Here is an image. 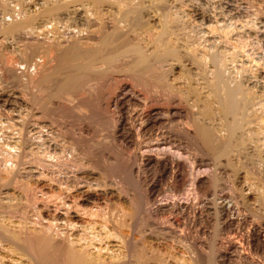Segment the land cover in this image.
<instances>
[{
  "label": "rangeland",
  "instance_id": "rangeland-1",
  "mask_svg": "<svg viewBox=\"0 0 264 264\" xmlns=\"http://www.w3.org/2000/svg\"><path fill=\"white\" fill-rule=\"evenodd\" d=\"M102 1V4L104 5L106 0ZM114 1L115 0H110V3ZM145 1L149 2L152 0ZM166 1L168 2V5L165 4ZM173 1L174 0H160V2H162V5L164 3V7L161 5V3L159 4V0H155L154 4L153 1L152 3H150L156 5V7L158 8L159 6H162L161 8L163 9L160 10L159 8V10H165L163 12L165 18L167 15H169L168 17H172L173 14L175 15L173 19H167V23H170V21H172L170 25H173L174 21L177 24H174L175 26L173 25V27L169 26V24L166 23L170 28L173 27L174 29H171L173 31L172 33L174 34L168 35V38L165 36L166 39H171L170 41L173 43L177 38L174 35L176 34V36H178L177 34L180 33V36L178 37L181 39V41H179V43L184 42V46H187L188 49H193L191 52L195 53L196 55L193 54V58L190 56V58H178V61L175 60L176 63L174 61H169L170 64L164 63L165 65L162 64L163 67H161V65L160 69L163 70V72H165L167 76L169 74V78L172 77L181 79L183 78V76H185L186 78H183V83L181 80L176 79L179 82L175 81L173 85L174 87H176V89H173L175 90V94H173L171 97H173L174 99L171 98L170 102H167L168 100H164L163 97L157 98L152 93L145 94L133 87V90L136 91V96H129L125 94V87H122L118 89L119 91H117L116 93L114 91V97L117 100L115 101V108H112L111 104H109L108 101L106 102L105 94L98 93L96 95L94 94L95 92L93 93V91L91 92V90H79V92H76L77 94L74 92L75 94L71 93L69 96L68 94H65L66 96H63V94L54 96V87L52 86V84L54 85L53 82L57 80V74L60 78L61 72L57 73L55 76H51V79L44 84L40 83L37 85L35 84V80H33L37 78L38 74L42 76V74L51 72V66L53 65V68L60 62V60L57 59L60 53H56L57 50L55 51V49H58L59 52L61 50V47L63 48L66 44L68 45L69 43L73 42H77L79 44L82 43L79 46H82L83 44L88 45L89 42H92L90 38L95 35V29L98 24L103 22V25L105 23L109 25L111 23L110 20L112 17H114V15V19L116 18V14H111L112 10L106 6L107 2L104 7L103 5H97L101 2V0H97L96 5L98 6V9L93 8L95 10L93 13L91 5H93L94 7V4H86L85 2H81L82 4L80 2H77L80 4H75V2L73 3L71 0H0V217H3L2 219L7 220H4L5 222L0 221V224H4L6 228H10H7L8 230L15 231L16 229H18V232H21V230L23 231L25 229L26 224L28 226H26L27 228L32 227L33 229H35L33 226L38 225L39 229H45L49 227L46 230L43 229L45 231V234L47 233L48 237L51 236L52 238L49 237L50 239L58 237L59 239H57L59 240V242L65 238V235L70 234V236H72L71 234L76 235L79 233L81 235L78 236L82 237L84 234L85 236H83V238L86 237V239H91L90 242H92V240L94 241L93 237H97L95 238L96 240L100 239V242L101 238H99V236H102L103 233L101 235V232H99L100 228L97 230V227H94V222L98 223L99 220V222L102 221L100 222L102 224L99 226L104 227H101V229L103 228L108 233H106L105 236L103 235L104 238L106 237L105 240L107 239V235L111 238H108L105 243L104 241H101L100 243L103 242V245L98 241L97 242L99 243V245H97L98 243L95 240L94 242L96 245L94 244V242H92V249H90V242L86 240L85 243L84 238L82 244L84 243L85 246L86 244L88 245L85 247V250L87 252H94L93 248L94 246H97L98 248H95L96 250L99 249V254L103 253V250H107L106 252L108 254H110L109 252H111L113 256L118 254L117 256L121 257V261H123L124 264H126V261L128 262V264H131L129 256L132 255L131 253L139 250L142 255L139 259V262L141 261L139 264H141L142 262L144 264L147 262V264H201V259H204L208 256L209 246L212 242V238L214 239L215 243L217 242V251L214 250V254H217L218 260L212 261L213 264H264V239L261 242L256 241L253 238L251 232L253 230H257L259 231L257 233L262 235L264 238V220L260 219V221L259 218L253 219V217L251 216V210L253 211V209H255L256 207L250 193L251 189L253 190V188L256 187L258 183L260 184V182L264 179V168L262 167L263 161L261 160L262 155L260 154L259 150H256L257 148H259L257 146L259 144H262V141H264V0ZM55 2H63L65 8L60 9L59 11L54 13V15L50 14L46 17H38V9L41 10L45 7H49ZM68 2H71L72 4H69ZM79 6L81 8H79ZM165 7L169 8L164 9ZM158 8H155L157 10L155 13H162L158 10ZM170 8L172 10L174 9L173 11L175 12H173L172 15H170V12H172ZM64 10H66V12ZM68 10L70 11V13ZM105 10H107L108 12ZM154 11L155 10H153V12ZM21 13L24 16H22ZM28 13L29 15L31 13L34 15L32 16L33 19H31V21H33L26 26L28 27L30 25L34 29L23 27V29L18 33L16 28L17 24H13L12 26L11 24L9 25V23L18 21L17 18L19 19V17L22 19L23 17L29 16ZM163 13L162 15H154L158 17L161 16L162 18V16H164ZM8 14L11 15V18ZM14 15L16 16L14 17ZM86 15L88 16V18ZM151 15L153 18L152 23L148 22L151 28L149 27V31H147L148 29H146V25L143 29H146V31L148 32H145V35L149 36L150 34V37L152 36L151 34H153L151 33L152 31L156 33V29L154 30L152 25L154 24L153 26L157 28V21L155 20L159 21L158 17V19H156V16H154L152 13L150 14V16ZM91 16H93V18ZM102 18L104 20H102ZM107 18H109L110 20L108 21ZM13 19H15V21ZM162 19L166 21V19ZM11 20L13 21L11 22ZM91 20L93 22V25ZM53 21H56L54 28ZM95 21L101 22H98L96 25ZM153 21H155L156 23H154ZM39 25L41 27L44 25L45 27L43 26L41 28ZM168 26L167 28L170 29ZM118 27L122 30L124 28H122L120 24L118 25ZM177 28L179 30L175 31V29ZM27 29L30 30V33L29 30L27 31ZM57 29L59 31H57ZM35 30H38V32H34ZM91 30L92 33L90 32ZM21 31L22 33L23 31L24 33L25 31H27L26 34L28 35H23L24 33L20 34ZM87 32H89V34ZM31 33L33 35H31ZM140 33V37L138 36V38L143 39L144 35L142 34L144 33V31L142 32L141 30ZM36 35L39 37H37ZM87 35L91 37L86 38L88 37ZM24 36H26V38H24ZM30 36L32 37L30 38ZM56 38H59V40H57L58 42H55L60 48H58V46L56 48V43L53 42L54 40H56ZM179 38L176 39V45L178 40H180ZM211 42H213L214 44ZM54 46L55 49H52L54 48ZM210 48L214 50L216 49L218 52V55H216L217 53H215L217 61L219 60L218 62L216 61L217 63L215 64V68H220L219 66L221 63V67L223 66V69L221 68L222 74L226 78H229L226 79V83L228 85H232V83L230 82L232 79H236L238 81L239 79H250L249 82H252L253 80L252 83L254 84V87H251L250 89L252 91L251 94L255 95L253 96L252 101H255L254 97H257L256 100L258 99V109L256 110V113L253 112V108L250 106L251 100L247 99L243 104L241 102V104L238 105L237 114L234 115L235 117H232V121H239L238 124L242 122L245 127L247 126L245 128L244 126H242V123L241 125L239 124V127L242 126V129L239 128L238 136H240V140H243L241 141L240 145V148L243 151L242 154H244L243 156L247 154V156H249V159L251 157V159L249 160L250 163L249 161H247V156H245V158L242 156L244 160L247 159L244 162L243 159H239V156L242 154L239 153L241 151H239L240 148L238 147V150L236 149L238 152H236L235 155L239 156L237 157V159L234 156L231 157V166H226V168H224L225 166H222L221 159L220 162L218 158L216 159V161L219 162L217 165L216 161L208 156V154L206 155L205 152H202L204 155L200 153L201 150H199L200 148L198 149L199 146H196L198 144L194 145L196 142H194L193 139L189 138L190 141H188V136L184 138L182 134H177V132H174L171 129V127H173L174 125L177 126L178 123L179 125L177 127L181 128L183 126L182 123L185 122L188 118L185 117L187 116L186 114L189 115L190 113H192L193 110L191 109L193 108H195V112L196 108L199 106V104L197 103L196 107L190 106L193 100L192 98H190L189 94H186L184 90L181 89V86L187 83V81L191 84V77H193L195 74V79L198 75L196 71L199 70V65H202V67H200L204 69H202L203 72L201 71V68L198 71H201L199 74L202 77L200 79L199 75L198 79L192 80L193 82L202 80L203 77L206 79L205 75H208L206 74L208 73L207 70H213V66L210 65V63L206 60V57H204L205 60L199 59L200 62L198 61V55H200L201 53L206 54V51H208ZM191 61H197V63H191ZM172 64L175 65L173 66ZM176 64L178 65V67H176ZM193 64H196V67ZM210 66H212V68H210ZM165 68L167 69V72L165 71ZM233 70L235 72H233ZM173 73H177V76H175L176 74ZM179 73L180 77L182 74L186 75H183L181 78H179ZM188 75L191 76L189 77L190 79L188 78ZM121 76L122 74L120 73L111 75L110 78L112 77L113 80H110L112 82H110L109 80V83L107 82L106 84L108 85L111 83L119 82L126 84L128 80L125 77ZM104 79L102 78L101 80L100 78L98 81H96L95 84L98 85L97 89H102L107 86L105 84L106 79ZM185 79L187 81L184 83ZM193 82L191 86L194 89L195 93H198L199 91L198 97L199 95L201 97L204 92V95L206 96V90H204L205 88L202 85L205 81L202 84L200 83L201 81H198V84H196L195 82L193 84ZM246 86L248 87L249 85ZM177 89L179 92H181L178 95H176L177 93H179ZM179 89H181L182 91ZM200 91L203 93H200ZM118 92L122 93V97L118 94ZM143 94H145V98L141 100L144 96ZM174 95H176L175 97H177V99L174 97ZM205 96L201 97V99L208 101L209 98ZM179 97L182 98L183 102H181L184 104L188 111L184 109V106H181L182 103L179 101L181 100ZM245 98H247V96ZM177 100L178 105L180 104V106L177 105ZM190 100L192 101L190 102ZM139 102H141L142 104ZM162 102L165 104L163 105ZM173 102H175L176 104ZM147 105L159 107L163 105L162 107L168 106L172 107L174 110L171 109V112L165 115H150V118L148 117V119L145 120L142 124H138L141 120L139 119L137 113H139V111L142 108H145ZM211 105L213 104H210L209 106L211 107ZM247 106L248 110L246 109ZM238 108H244L247 111L242 109L244 110V113L242 110L239 111ZM184 110H186L187 113H185L186 111ZM190 110L192 112H190ZM114 112L118 114L120 120L119 123L112 128L111 117L115 115ZM240 112L246 114V118L245 116H243L244 114ZM213 113L214 112L211 110V113L209 114V118L212 119L210 123L212 124H210L209 122V124H206H208V127L210 128L214 127L212 129H214L213 132H215L216 126H219L221 127L220 129H222V127L225 125V118L220 117L219 114L216 115L214 113L215 115H213ZM250 113L252 116L254 113L253 121L251 122L249 120V118L251 119L252 117L249 115ZM167 115L169 116L167 117ZM211 115H213V117H211ZM218 116L219 118H217ZM182 117H185V119H183ZM236 117L238 120H236ZM255 117H257V121L261 126H263V128L258 125L257 121H255ZM181 118L183 119V121H181ZM221 119L223 121V125L221 124ZM254 121L256 122V125L259 126V130L262 131V133L259 131L260 135L259 132L257 133L258 130L252 127L255 125V123H253ZM165 122L167 123V125ZM204 122H206V120ZM139 125L141 126L139 127ZM247 128L248 131L253 130L251 136L250 134L248 136V133L250 132L247 131ZM241 130H243L244 133ZM125 131L127 132L126 135L124 133ZM239 132L241 134H239ZM254 132L257 134H254ZM222 133H220V130L218 131V134L214 133L215 137L219 136L217 137V140L219 139L218 141H221L220 139L224 138L225 132L223 131ZM245 133L248 137L244 138L245 140L247 139L246 142L243 139V137H245L243 136V134ZM261 134L263 136H261ZM260 141L261 143H259ZM155 142H163L162 146H160L161 148L154 147ZM189 142H191V144ZM242 142L244 144H242ZM133 145H135L136 147ZM250 145H252L253 147L255 146L254 149L256 151ZM248 152L250 155H248ZM163 153H165V155ZM149 154L153 155V157L156 158L155 160H157V162L163 161L165 163L164 168L160 169L159 166L155 165L152 162L143 161V158L151 156ZM258 155H260V157ZM170 158H173L175 160ZM208 158L210 159V161ZM254 159H256L257 161L260 159V161H253ZM236 160H238L237 162L240 163V165L242 163L244 166L242 165L241 167L236 163ZM252 163L254 166L252 165ZM233 164L235 166H233ZM248 165H250L251 167ZM232 167L235 169L233 170ZM244 167L246 168L245 172L244 170H242V168L245 169ZM236 168H239L238 171L236 170ZM249 169L254 171H251ZM239 170L242 171L240 172ZM238 172L242 173L243 178ZM245 173H247L246 175L249 178L250 176L248 175L250 173L252 177L250 178L251 180H248L249 178L247 179V177H245ZM238 177H241L240 180ZM253 177L257 179L254 181ZM241 179H243V182ZM237 180H239V182ZM252 181L257 183H254ZM250 182L253 183V188L252 183L250 184ZM246 183L248 188L246 186ZM238 184L240 185L238 186ZM230 189L232 191H230ZM237 194L239 197L241 196L243 198H239ZM237 200H239L240 203ZM227 203H232L231 205L233 206ZM249 204L251 206H249ZM215 205L222 206V208L224 206L225 211L223 212L222 209L218 214V212L213 209V206ZM243 205L246 208L243 207ZM64 206L66 210H64ZM233 208L235 211L233 210ZM75 209H78L77 212L79 211L82 213H78V215L80 214L81 216H83L81 217L78 215H72V213L75 214ZM68 210L75 211L70 212ZM87 212L88 214L90 212V216L87 214ZM85 213L87 214L86 216L84 215ZM97 216L102 220L98 219ZM87 217L92 218L87 219ZM89 220L92 221L91 223L94 224L93 226L92 224H89ZM8 223L10 224L7 225ZM30 223L34 225L29 226ZM19 225L21 226L19 227ZM81 225L83 226V230H86L88 232L83 233V230L81 228L79 229ZM85 225H88L89 227L91 225V228H89L90 232L89 230H87L88 228H84ZM97 225L98 224H96V226ZM18 227L22 229L20 230ZM74 227H78L76 228L77 230H74ZM95 228L96 230H94ZM78 229L82 232L80 231L79 233H77ZM248 229H250V231ZM93 232H95V234L97 233V235H93ZM87 233L89 234V236L92 233L93 237L88 236L87 238ZM60 235L63 237H60ZM178 235L182 238H180ZM58 240H56V238L53 239V241L55 242H58ZM228 240L237 241L242 252L246 256L243 255L234 258V253L230 251V247L225 245V242ZM0 244V246H3L2 248L5 249H1L2 252L5 251L3 252L4 254L0 251V259L2 258V261L0 260V264H13L14 262H11L12 257L15 258H13V261H15L16 259L18 260V255H15L17 257L12 256L14 255V253L17 254L15 250L12 251V246H10L8 243L7 245L6 241L1 239ZM108 244L109 246H107ZM101 245L105 248L103 249L101 247L100 250ZM105 245L108 248H106ZM187 245L188 248L186 247ZM6 246L7 248L9 246V248L6 249ZM87 247L89 248L87 249ZM198 248L200 251L197 250ZM109 249H111V251H109ZM191 249H194L195 251L193 250V252ZM197 251L200 253H197ZM107 253L104 252L102 255H106ZM145 253L147 259L146 262H144L146 259H142L145 258ZM9 256H11V258ZM197 256L201 259H196ZM147 257L150 258L149 261ZM174 257L177 263L173 261ZM6 258L7 260L9 259V262L5 260ZM18 261H16L15 264H27L25 263L26 261L22 259V257Z\"/></svg>",
  "mask_w": 264,
  "mask_h": 264
},
{
  "label": "bare ground",
  "instance_id": "bare-ground-1",
  "mask_svg": "<svg viewBox=\"0 0 264 264\" xmlns=\"http://www.w3.org/2000/svg\"><path fill=\"white\" fill-rule=\"evenodd\" d=\"M45 1V0H44ZM70 1V0H69ZM73 3L75 2V4L77 3V2H85L86 4L87 3H91V4H94L95 6L93 7V5H91V4H88V5H91L92 6V9L93 8H97L98 9V6L97 5H103L102 4V0H101V4L99 3V4H97V0H71ZM111 1H113V0H111ZM143 1H145V0H143ZM143 1H141V0H115L114 2H112V3H110V0H106L105 1V4L104 5H106V2H107V7L109 8V9H111L112 10V13L111 14H116V18L114 19V17H115V15H114V17H109V18H111V20L109 19V18H107L108 19V21L110 20V24L109 25H107V23H105L104 25L102 24V23H100V24H98L97 25V23L98 22H101V21H98V22H96L95 21V24L97 25V27H96V29H95V35H93V37H91V36H88V37H86V38H89V37H91L90 39L92 40V42L89 44L88 43V45L86 44H83L82 46H79L80 44H82V43H69L68 45L66 44L63 48L61 47H59L58 46V44L55 42V41H57V40H59V38L57 39L56 38V40H54L53 42H55L56 44H55V46H56V48H57V46H58V48H60L61 50L58 52V49H55V46H54V48H52V49H55V51H56V53H60V55L57 57V59L58 60H60V62L58 63V64H56V66H54L53 68H52V66H51V69L52 70H50L51 72H49V71H47V72H49V73H46V74H42V76H40V74H35V75H37V78L36 79H33V80H35V84H40V83H45V82H47V81H49L50 79H51V76H55L57 73H59V72H61L60 74V78H59V76H58V74H57V76L56 77H58L57 78V80L56 81H54L53 83H54V85L52 84V82H51V84H52V86L54 87V91H53V94H54V96H59L60 94H63V96H66L65 94H68V96L71 94V93H76L77 91L79 92V90L80 91H84V90H91V92L93 91V93L94 94H105L106 95V102L108 101V103L109 104H111V107L112 108H115V101L117 100L114 96H115V94H114V91H115V93L117 92V91H119L118 89H120V88H122V87H125L124 88V90L126 91V95H129V96H136V91L135 90H133V88H136L137 90H139L140 92H143V93H152L155 97H157V98H164V100H168L167 102H170V99L171 98H173V97H171L173 94H175V90H173L174 88L176 89V87H174L173 85H174V83H175V81H177V82H179L178 80H181L182 81V83H183V78H186L185 76H183V75H186V74H182L181 75V77L183 76V78H181L180 77V73L178 74L179 75V78H181V79H178V78H169L168 76H169V74H168V76L166 75V73L165 72H163V70H161L160 69V66L162 65V64H167V63H169V61L171 62V61H174L175 62V60L176 61H178L179 59L178 58H190V57H194V55H196L195 53H193V52H191L192 50L189 48L188 49V47L187 46H184L185 45V43L184 42H180L179 43V41H181V39L178 37V36H180L179 34L180 33H178L177 35L178 36H176V34L174 35L175 37H177V38H179L180 40H178V42H177V45H176V39H175V42H171L170 40H167L166 39V37L168 36V35H173L174 33H172L173 31L171 30V29H173V27L177 24V23H175V21H174V26L173 25H170L171 24V22L172 21H170V23H167V19L168 18H170V19H173V17L175 16L174 14H173V10H172V12H170V15H172L173 14V16L172 17H168L169 15H167L166 16V18H165V15H164V11H160L161 9H163V8H161L163 5H164V3H163V5H162V2H160V0H159V4L161 3V7L159 6V8H160V10H159V8L158 7H156V5H153L154 4V1L155 0H152L153 1V4H151L152 3V1H149V2H143ZM158 1V0H157ZM162 1V0H161ZM175 1V0H174ZM173 1V2H174ZM66 2V1H65ZM151 2V3H150ZM176 2V1H175ZM46 3V2H45ZM69 4L71 3V2H68ZM80 3H77V4H80ZM168 2L166 1V3L165 4H167ZM172 3V2H171ZM72 4V3H71ZM82 4V3H81ZM97 4V5H96ZM155 4H156V2H155ZM158 4V3H157ZM158 4V5H159ZM177 4V3H176ZM46 5V4H45ZM45 5H44V7H45ZM67 5V4H66ZM103 5V6H104ZM157 5V6H158ZM168 5V4H167ZM166 5V6H167ZM170 5V4H169ZM172 5V4H171ZM180 5V4H179ZM3 6V5H2ZM40 6V5H39ZM43 6V5H42ZM68 6H70V5H68ZM81 6V5H80ZM79 6V8H81ZM90 6V7H91ZM165 6V5H164ZM163 6V7H164ZM4 7V6H3ZM78 7V6H77ZM105 7V6H104ZM65 8V5H64V3L63 2H55L53 5H51V6H49V7H45V8H43V9H41V10H39L38 9V17L40 16V17H43V16H48V15H50V14H53L54 15V13H56L57 11H59L60 9H64ZM73 8V7H72ZM75 8V7H74ZM158 8V10L160 11V12H162L163 13V15L164 16H162V18H164V19H166V21L165 20H163L162 18H161V16L160 17H158V16H156L157 14H158V12H157V14L155 13L157 10L156 9ZM169 8V7H168ZM167 7H165L164 9H168ZM174 8V7H173ZM17 9H19V8H17ZM16 9V10H17ZM68 9V8H67ZM101 9V8H100ZM9 10V9H8ZM23 10V9H22ZM104 10V9H103ZM111 10H109V11H111ZM153 10H155L154 12H153ZM181 10V9H180ZM36 11V10H35ZM65 12H66V10H64ZM69 11V10H68ZM94 9L92 10V12L94 13ZM105 11H107V10H105ZM10 12V11H9ZM61 12V11H60ZM81 12V11H80ZM108 12V11H107ZM114 12V13H113ZM166 12H167V10H166ZM16 13H17V11H16ZM24 13H25V11H24ZM63 13V12H62ZM61 13V14H62ZM68 13V12H67ZM69 13H70V11H69ZM72 13V12H71ZM89 13V12H88ZM106 13V12H105ZM156 14V15H154V16H156V19H158L159 18V21L158 20H155V18H154V20L155 21H157V28H155V26H153L151 23H152V15L150 16V14ZM162 13H160V14H158V15H162ZM168 13H169V10H168ZM175 13V12H174ZM22 14V13H21ZM20 14V15H21ZM26 14H27V12H26ZM58 14V13H57ZM75 14V13H74ZM87 14V13H86ZM167 14V13H166ZM8 15H10V14H8ZM12 15H13V13H12ZM28 15H29V13H28ZM34 14H30L29 16H26V17H23L22 19L19 17V19L17 18V20L18 21H16V22H13V23H9V25L11 24V26L13 25V24H17V32L19 33V31L20 30H22L23 29V27L24 28H26L27 26V24H29V23H31L32 21H31V19H33L32 18V16H33ZM84 15H85V13H84ZM102 15V14H101ZM106 15H108V14H106ZM16 15H14V17H15ZM22 16H24L23 14H22ZM21 16V17H22ZM79 16V15H78ZM87 16V15H86ZM94 16V15H93ZM93 16H91L92 18H93ZM6 17H7V15H6ZM14 17H12V18H14ZM50 17H53V16H50ZM56 17V16H55ZM58 17V16H57ZM158 17V18H157ZM10 18H11V15H10ZM9 18V19H10ZM48 18V17H47ZM59 18V17H58ZM77 18V17H76ZM82 18V17H81ZM87 18H88V16H87ZM90 18V17H89ZM99 18V17H98ZM4 19V18H3ZM41 19V18H40ZM46 19V18H45ZM51 19V18H50ZM62 19V18H61ZM83 19V18H82ZM96 19V18H95ZM162 19V20H161ZM169 19V20H170ZM175 19V18H174ZM14 21H15V19H13ZM13 20H11V22L13 21ZM42 20V19H41ZM55 20V19H54ZM102 20H104L103 18H102ZM3 21V20H2ZM5 21V20H4ZM43 21V20H42ZM73 21V20H72ZM89 21V20H88ZM88 21H86V22H88ZM94 21V20H93ZM107 21V20H106ZM155 21H153L154 23H156ZM7 22H8V20H7ZM44 22V21H43ZM49 22V21H48ZM54 22V21H53ZM56 22V21H55ZM55 22H54V26H53V28L55 27ZM60 22H61V20H60ZM69 22V21H68ZM85 22V23H86ZM91 22H92V20H91ZM148 22H151L150 24L152 25V27L154 28V30L156 29V33H154L153 31L151 32V33H153V34H151L152 36L150 37V34H149V36L147 35H145V32H147V31H149V24H148ZM169 22V21H168ZM35 23V22H34ZM33 23V24H34ZM50 23V22H49ZM59 23V22H58ZM57 23V24H58ZM90 23V22H89ZM169 24V26H173V27H169L167 24ZM51 24V23H50ZM53 24V23H52ZM69 24V23H68ZM84 24V23H83ZM94 24V25H95ZM102 24V25H101ZM120 24V26L123 28V30L122 29H119V27H118V25ZM8 25V26H9ZM32 25V24H31ZM61 25V24H60ZM80 25V24H79ZM92 25H93V22H92ZM147 25V28L146 29H148L147 31H146V29L145 30H143L144 29V27ZM40 26V25H39ZM44 26V25H43ZM42 26V27H43ZM50 26V25H49ZM58 26V25H57ZM88 26V25H87ZM167 26L170 28V29H168L167 28ZM178 26V25H177ZM176 26V27H177ZM41 27V26H40ZM41 27V28H42ZM45 27V26H44ZM51 27V26H50ZM49 27V28H50ZM71 27V26H70ZM69 27V28H70ZM80 27V26H79ZM94 27V26H93ZM175 27V28H176ZM27 28H29V29H31V28H33L32 26H28ZM39 28V27H38ZM57 28V27H56ZM68 28V27H67ZM75 28V27H74ZM151 28V27H150ZM29 29H27V31L29 30ZM34 29V28H33ZM32 29V30H33ZM45 29V28H44ZM59 29V28H58ZM57 29V31H59ZM31 30V31H32ZM47 30V29H46ZM56 30V29H55ZM73 30V29H72ZM75 30V29H74ZM87 30V29H86ZM122 30V31H121ZM141 30H142V32L144 31V33L142 34V35H144V38L143 39H141V38H138V36H139V33L141 32ZM174 30V29H173ZM178 31L179 29L177 28V29H175V31ZM181 30V29H180ZM211 30V29H210ZM27 31H25V33H24V31H23V33H22V31H21V33L20 34H23V35H25L26 33H27ZM45 31V30H44ZM50 31V30H49ZM94 31V30H93ZM150 31H151V29H150ZM34 32H38V30L36 31H34ZM33 32V33H34ZM85 32V31H84ZM83 32V33H84ZM91 33H92V30L90 31ZM184 32H186V31H184ZM29 33H30V30H29ZM41 33V32H40ZM50 33V32H49ZM48 33V34H49ZM77 33V32H76ZM88 34H89V32H87ZM148 33V32H147ZM182 33V32H181ZM20 34H18V35H20ZM39 34V33H38ZM81 34V33H80ZM141 34V33H140ZM26 35H28V34H26ZM30 35V34H29ZM31 35H33L32 33H31ZM40 35V34H39ZM58 35V34H57ZM83 35V34H82ZM91 35V34H90ZM37 36V35H36ZM43 36V35H42ZM46 36V35H45ZM166 36V37H165ZM173 36V37H174ZM182 36V35H181ZM204 36V35H203ZM29 37V36H28ZM32 36H30V38H31ZM37 37H39V36H37ZM41 37V36H40ZM60 37V36H59ZM66 37H67V35H66ZM69 37V36H68ZM74 37V36H73ZM140 37V36H139ZM146 37H149V38H146ZM209 37V36H208ZM24 38H26V36H24ZM70 38V37H69ZM80 38V37H79ZM146 38V39H145ZM168 38V37H167ZM182 38V37H181ZM189 38V37H188ZM36 39V38H35ZM38 39H40V38H38ZM67 39V38H66ZM89 39V40H90ZM174 39V38H173ZM172 39V40H173ZM186 39V38H185ZM87 40V39H86ZM232 40V39H231ZM65 41V40H64ZM72 41H73V39H72ZM185 41V40H184ZM58 42V41H57ZM88 42V41H87ZM86 42V43H87ZM25 43V42H24ZM29 43V42H28ZM41 43H42V41H41ZM51 43H52V41H51ZM211 43H213V42H211ZM32 44V43H31ZM45 44V43H44ZM59 44H61V43H59ZM214 44V43H213ZM26 45V44H25ZM30 45V44H29ZM48 46V45H47ZM52 46H53V44H52ZM51 46V47H52ZM84 46V47H83ZM207 48V47H206ZM209 48V47H208ZM204 49V48H203ZM200 50V49H199ZM216 50V49H215ZM214 49H209L208 51H206L207 53L206 54H204V53H201L200 55H198V61H199V59H204V57H206V60L210 63V65H212L213 66V70L212 69H209V70H207L208 71V73H206V74H208V75H205L206 76V79L203 77V81L202 80H198L203 86H204V90H206V93H207V97L209 98V100L208 101H206V100H202L201 99V97H204L205 95H204V93L203 92H201L200 91V93H203V95L200 97V95H199V97H198V93H199V91H198V88H197V91H198V93H195V91H194V89L192 88V86H191V84H192V80L194 79V76H195V74H194V76L193 77H191V76H189L188 75V78L189 77H191L192 79H190L191 80V84L190 83H188V81L185 79V81H184V83L187 81V83H185L183 86H181V89H183L184 90V92L186 93V94H189V96H190V98H192V100H193V102L191 103V105L190 106H193V107H196V103L197 104H199V108H198V111H197V108H196V111L194 112V109L195 108H193V109H191V110H193V112L190 110V112H192V113H190L189 115L188 114H186L187 116H185V117H188L187 119H186V121L185 122H183L182 124H183V126H182V124H181V128H179V127H177L178 125H179V123H178V125L177 126H173V127H171V129L174 131V132H177V134L179 133V134H182L183 136H184V138H186L187 136H188V141H190L189 140V138H191V139H193L194 140V142H196L194 145H196V144H198V145H196V146H199L198 147V149L199 150H201V154H203L202 152H205L206 153V155L208 154V156H210L211 158H213L215 161H216V159L218 158L219 159V161H220V159H221V161H222V166L224 165L225 167L224 168H226V166H231L232 164V159H231V157L232 156H234L236 159H237V157L239 156L238 154V156H236L235 155V153L236 152H238L237 150V148L239 147L240 148V145H241V141H243L242 139L240 140V136H238V130H239V128H241L242 126H244L243 125V123H242V126L241 127H239L240 125H241V123H239L238 124V122L239 121H236L235 122V120L234 121H232V117L234 116V115H236L237 114V107H238V105L239 104H241V102H242V104L247 100V99H250L249 101H250V106L253 108V112L254 113H256V110L258 109V99L256 100V98L257 97H254V99H255V101L253 102L252 101V99H253V96H255V95H252L251 94V87H254V84L252 83L253 82V80H252V82H249V80H246V79H239V81L238 80H236L235 78V80H236V82H235V80H229L231 83H232V85L230 84V85H228L227 83H226V79H229L228 77L226 78L223 74H222V70H221V68L223 67H221V63H220V68H215V64L219 61H217V57H216V55H218V52H217V50L215 51ZM48 51V50H47ZM54 51V50H53ZM205 51V50H204ZM203 52V51H202ZM53 53V52H52ZM215 53H217L216 55H215ZM194 54V55H193ZM199 54V53H198ZM221 54V53H220ZM57 56V55H56ZM190 56V57H189ZM22 57V56H21ZM56 58V57H55ZM234 58V57H233ZM178 59V60H177ZM185 60V59H184ZM197 60V59H196ZM205 60V59H204ZM206 61V62H207ZM217 61V62H216ZM189 62V61H188ZM194 61H191V63H193ZM196 63H197V61H195ZM194 62V63H195ZM200 62V61H199ZM207 62V63H208ZM176 63V62H175ZM24 64V63H23ZM164 64V65H165ZM170 64V63H169ZM177 64H179V63H177ZM176 64V67H178V65ZM26 65V64H25ZM173 65V64H172ZM175 65V64H174ZM173 65V66H174ZM193 65H195V67H196V64H193ZM180 66V65H179ZM202 67V65H199V70H200V68ZM212 66H210V68H212ZM161 67H163V65L161 66ZM197 68H198V64H197ZM204 68H206V67H204ZM164 69V68H163ZM202 69L203 68H201V71H202ZM220 69V70H219ZM223 69V68H222ZM29 70V69H28ZM32 70V69H31ZM37 70V69H36ZM167 69L165 68V71H166ZM171 70V69H170ZM196 70V69H195ZM198 70V69H197ZM198 70V71H199ZM204 70V69H203ZM206 70V69H205ZM212 70V71H211ZM232 70V69H231ZM235 70V69H234ZM233 70V72H235ZM237 70V69H236ZM185 71V70H184ZM184 71H183V73H184ZM187 71V70H186ZM194 71V70H193ZM198 71H196L197 72V76H196V78L194 79V80H196V79H198V76L200 75L199 73L201 72H198ZM211 73H210V72ZM223 71H225V70H223ZM34 72V71H33ZM38 72H40V71H38ZM167 72V71H166ZM170 72V71H169ZM192 72V71H191ZM195 72V73H196ZM203 72V71H202ZM230 72H232V71H230ZM37 73V72H36ZM116 74V73H120V74H122V76L123 77H125L127 80H128V84L126 83V84H124V83H111V84H106L110 79H112L113 80V78L111 77L110 78V76L111 75H113V74ZM187 73V72H186ZM204 73V74H205ZM210 73V74H209ZM226 73V72H225ZM224 73V74H225ZM173 74H176L175 76H177V73H173ZM172 74V75H173ZM204 74H203V76H204ZM227 74V73H226ZM229 75V74H228ZM250 75H253V74H250ZM116 76V75H115ZM118 76V75H117ZM121 76V77H122ZM174 76V75H173ZM207 76H208V79H207ZM227 76V75H226ZM234 76V75H233ZM55 77V78H56ZM114 77V76H113ZM121 77H119V78H121ZM201 75L199 76V78L201 79ZM242 77V76H241ZM247 77V76H246ZM248 77H250V76H248ZM34 78V77H33ZM53 78V77H52ZM101 78V80H102V78L105 80V84L107 85V86H105L104 88H99V89H97L98 87V85L97 84H95L96 83V81H98L99 79ZM187 78V79H188ZM237 78V77H236ZM118 79V78H117ZM176 79H178V80H176ZM205 79V80H204ZM53 80V79H52ZM115 80V79H114ZM125 80V79H124ZM126 81V80H125ZM180 81V82H181ZM198 81L196 82V81H194L196 84H198ZM110 82H112L111 80H110ZM190 82V81H189ZM194 82H193V84H194ZM228 82V81H227ZM234 82V83H233ZM109 83V82H108ZM229 83V82H228ZM247 83V84H246ZM34 84V85H35ZM48 84V83H47ZM99 84V83H98ZM180 84V83H179ZM190 84V85H189ZM195 84V85H196ZM200 84V85H201ZM252 84V85H251ZM50 85V84H49ZM101 85V84H100ZM99 85V86H100ZM201 85V86H202ZM246 85H249L248 87L246 86ZM51 86V85H50ZM177 86V85H176ZM191 86V87H190ZM197 86V85H196ZM196 86H195V89H196ZM199 86V85H198ZM52 87V88H53ZM101 87V86H100ZM133 87V88H132ZM178 87V86H177ZM194 87V86H193ZM181 89H179V90H181ZM252 90H253V88H252ZM177 91H178V89H177ZM182 91V90H181ZM196 91V92H197ZM179 92V91H178ZM254 92V91H253ZM74 93V94H75ZM92 93V94H93ZM124 93V92H123ZM181 92H179V93H177L176 95H178V94H180ZM77 94V93H76ZM91 94V95H92ZM118 94L122 97V93L121 92H118ZM138 94V93H137ZM145 94H143L142 96H143V98L141 99V100H143L144 98H145ZM140 95V94H139ZM138 95V96H139ZM176 95H174V97L176 96ZM184 95V94H183ZM259 95V94H258ZM93 96V95H92ZM205 96V97H206ZM247 96V98H245ZM141 97V96H140ZM139 97V98H140ZM73 98V97H72ZM132 98H134V97H132ZM176 99H177V97H175ZM180 98V97H179ZM189 98V99H190ZM93 99V98H92ZM102 99V98H101ZM118 99H119V97H118ZM155 99V98H154ZM174 99V98H173ZM172 99V100H173ZM181 100H179L180 102L182 101V98H180ZM146 100V99H145ZM156 100V99H155ZM158 100V99H157ZM178 100L176 101V103H177V105H178ZM188 100V99H187ZM192 100H190V102L192 101ZM137 101V100H136ZM162 101V100H161ZM240 101V102H239ZM160 102V101H159ZM164 102V101H163ZM162 102V103H163ZM183 102V101H182ZM181 102V103H182ZM185 102H187V101H185ZM189 102V101H188ZM189 102V103H190ZM209 102H210V104H213V105H211V107L209 106L210 104H209ZM212 102V103H211ZM139 103H141V102H139ZM173 103H175V102H173ZM175 103V104H176ZM142 104V103H141ZM165 103H163V105H164ZM209 104V105H208ZM162 105V106H163ZM245 105V104H244ZM244 105H243V107H244ZM144 106V105H143ZM159 107V106H149V105H147L145 108H142L140 111H139V113H137L138 114V117H139V119L141 120H139L140 122L138 123V124H142L145 120H147L148 119V117L150 116V115H153V114H161V115H165V114H169L171 111V109H173L172 107H168V106H165V107ZM178 106H180V104L178 105ZM181 106H184V104L182 103L181 104ZM241 106V105H240ZM88 107V106H87ZM177 107V106H176ZM175 107V108H176ZM213 107V108H212ZM212 108V109H211ZM241 108V107H240ZM240 108H238L239 109V111L240 110H242V109H244V108H242V109H240ZM248 108V106L246 107V109ZM22 109V108H21ZM178 109V108H177ZM184 109H186V107L184 106ZM174 110V109H173ZM176 110V109H175ZM180 110V109H179ZM183 110V109H182ZM181 110V111H182ZM187 110V109H186ZM186 110H184V111H186ZM211 110L217 115V114H219L220 115V117H224L225 118V125L222 127V129H220L221 127H219V126H216V128H215V132H213L214 131V129H212V128H214V127H212V128H210V127H208V124L211 122V118H209V114L211 113ZM245 110V109H244ZM244 110H242L243 112H244ZM248 110V109H247ZM247 110H245V111H247ZM250 110V109H249ZM115 111V110H114ZM177 111V110H176ZM188 111V110H187ZM187 111L185 112V113H187ZM178 112V111H177ZM243 112H240V113H243ZM115 113V112H114ZM184 113V112H183ZM213 113V115H215ZM245 113V112H244ZM243 113V114H244ZM252 113V112H251ZM251 113L249 114L250 116H252L251 115ZM254 113H253V116H254ZM136 114V113H135ZM248 114V113H247ZM19 115V114H18ZM174 115V114H173ZM175 115H176V113H175ZM174 115V116H175ZM213 115H211V117H213ZM246 114H244L243 116H245ZM111 116V115H110ZM169 115H167V117H168ZM248 116V115H247ZM253 116L251 117V119L249 118V120H250V122L251 121H253ZM165 117V116H164ZM185 117L183 118V119H185ZM216 117V116H215ZM235 117V116H234ZM249 117V116H248ZM112 118V119H111ZM110 119H111V122H112V128L116 125V124H118L119 123V120H120V118H119V116H118V114L117 113H115V115L113 116V117H111ZM150 118V117H149ZM153 118V117H152ZM156 118V117H155ZM162 118V117H161ZM166 118V117H165ZM181 118V119H182ZM217 118H219V116L217 117ZM245 118H246V116H245ZM167 119V118H166ZM183 119L181 120V121H183ZM227 119V120H226ZM256 119V120H255ZM255 121H257V117H255ZM206 120V122H204ZM214 120H215V118H214ZM236 120H238L237 119V117H236ZM149 121V120H148ZM165 121V120H164ZM177 121V120H176ZM179 121V120H178ZM180 121V122H181ZM219 121H220V119H219ZM227 121V122H226ZM244 121H245V119H244ZM253 122V123H255V125H256V122ZM110 122V123H111ZM121 122V121H120ZM172 122V121H171ZM209 122V123H208ZM217 122V121H216ZM258 122V121H257ZM123 123V122H122ZM166 123V122H165ZM206 123H208V124H206ZM223 123V121H222V119H221V124ZM174 124V123H173ZM210 124H212V123H210ZM219 124H220V122H219ZM111 125V124H110ZM166 125H167V123H166ZM172 125V124H171ZM170 125V126H171ZM215 125V124H214ZM214 125H212V126H214ZM218 125V124H217ZM223 125V124H222ZM251 125H252V123H251ZM252 126L254 129L256 128L258 131H257V133L260 131L259 129V126L258 125H260L259 124V122H258V125H256V126ZM130 126V125H129ZM138 126V125H137ZM141 125H139V127H140ZM169 126V127H170ZM221 126V125H220ZM261 126V125H260ZM168 127V126H167ZM245 127V126H244ZM247 127V126H246ZM245 127V128H246ZM262 128H263V126H261ZM252 128V129H253ZM115 129V128H114ZM168 129V128H167ZM242 129V128H241ZM244 129V128H243ZM264 129V128H263ZM220 130V133H222L223 131L225 132V134H224V138L223 139H220L221 141H218L217 140V137H219V136H217L216 134V136L217 137H215L214 136V133H217L218 134V131ZM223 130V131H222ZM217 131V132H216ZM222 131V132H221ZM241 131H243V130H241ZM247 131H248V128H247ZM246 131V132H247ZM255 131V130H254ZM188 132V133H187ZM248 132H250V133H248V136H249V134H250V136H251V134L253 133V130H251V131H248ZM256 132V131H255ZM254 132V134H257V133H255ZM261 133H262V131H260ZM260 132H259V135H260ZM125 133V135H126V131L124 132ZM243 133H244V131H243ZM264 133V132H263ZM129 134V133H128ZM133 134H134V131H133ZM223 134V133H222ZM221 134V135H222ZM239 134H241L240 132H239ZM220 135V134H219ZM264 135V134H263ZM262 134H261V136H263ZM177 136V135H176ZM243 136H245V137H243V139L244 138H248L247 137V135H246V133L245 134H243ZM135 137V136H134ZM182 137V136H181ZM242 137V136H241ZM252 137H253V135H252ZM255 137V136H254ZM259 137V136H258ZM262 138V137H261ZM186 140V139H185ZM245 140V139H244ZM247 140V139H246ZM246 140H245V142H246ZM254 140V139H253ZM260 140V139H259ZM256 141V140H255ZM262 141V140H261ZM261 141L259 142V143H261ZM124 142V141H123ZM133 142V141H132ZM263 143L262 144H259L258 146H257V144H256V146L257 147H259V148H257L256 150H259V152H260V154L262 155V157H261V160L263 161H261L262 162V164H263V168H264V141H262ZM190 144H191V142H189ZM134 144V143H133ZM162 144H163V142H155V144H154V147H160V146H162ZM242 144H244L243 142H242ZM5 146V145H4ZM133 146H135V145H133ZM244 146V145H243ZM242 146V147H243ZM250 146H252V145H250ZM249 146V147H250ZM136 147V146H135ZM253 147V146H252ZM133 148V147H132ZM161 148V147H160ZM194 148V147H193ZM247 148V147H246ZM255 148V146L253 147V149ZM237 149V150H236ZM244 149V148H243ZM248 149V148H247ZM252 149V148H251ZM196 150V149H195ZM203 150V151H202ZM255 150V149H254ZM255 150V151H256ZM239 151H241V152H239L240 154H242L243 153V151H242V149L240 148L239 149ZM3 152V151H2ZM198 152V151H197ZM258 152V153H259ZM199 153V152H198ZM245 153V152H244ZM247 153V152H246ZM148 154V153H147ZM157 154V153H156ZM164 155H165V153H163ZM140 155V154H139ZM149 155H151V154H149ZM158 155H160V154H158ZM167 155V154H166ZM204 155V154H203ZM244 154H242V155H240L241 156V158H240V156H239V159H243V162L245 161V160H247V159H245L244 160V158H245V156H247V154H245V156H243ZM248 155H250L249 154V152H248ZM257 155V154H256ZM256 155H255V157H256ZM160 156H162V155H160ZM159 156V157H160ZM242 156L244 157V158H242ZM259 157H260V155H258ZM48 157V156H47ZM144 157H145V155H144ZM158 157V158H159ZM166 157V156H165ZM233 157V158H234ZM248 157V160L247 161H249L250 159H251V157H250V159H249V156H247ZM246 157V158H247ZM64 158V157H63ZM169 158V157H168ZM168 158H167V161H168ZM263 158V159H262ZM156 158H154L153 157V155H151L150 157H145V158H143V161H147V162H152V163H154L155 165H157V166H159L160 167V169H163L164 168V166H165V163L163 162V161H161V162H157V160H155ZM170 159H173V158H170ZM209 159V158H208ZM238 159V160H239ZM258 159V158H257ZM161 160V159H160ZM173 160H175V159H173ZM238 160H236V163L237 164H239L240 165V163H238L237 161ZM256 159H254L253 161H255ZM209 161H210V159H209ZM220 161V162H221ZM233 161H234V159H233ZM240 161V160H239ZM246 161V162H247ZM258 161H260V159L258 160ZM257 160H256V162H258ZM170 162V161H169ZM214 162V161H213ZM241 162V161H240ZM6 163V162H5ZM216 163H217V165H218V163L219 162H217L216 161ZM249 163H250V161H249ZM209 164H211V163H209ZM215 164V163H214ZM236 164V165H237ZM154 165V166H155ZM172 165H173V163H172ZM217 165H216V168H217ZM220 165V164H219ZM239 165H237V166H239ZM242 163H241V167H242ZM252 165H253V163H252ZM168 166V165H167ZM184 166V165H183ZM233 166H235L234 164H233ZM239 166V167H240ZM244 166V165H243ZM248 166H250V165H248ZM254 166V165H253ZM169 167V166H168ZM251 167V166H250ZM257 167V166H256ZM261 167V168H262ZM211 168V167H210ZM221 168H223V167H221ZM233 168V167H232ZM245 168V167H244ZM249 168V167H248ZM247 168V169H248ZM258 168V167H257ZM169 169V168H168ZM212 169V168H211ZM229 169V168H228ZM235 168H233V170H234ZM239 169V168H238ZM238 169L236 168V170L238 171ZM217 170V169H216ZM219 170V169H218ZM222 170V169H221ZM223 170H225V169H223ZM227 170V169H226ZM232 170V169H231ZM242 170H244V172H245V170H246V168L245 169H243L242 168ZM241 170V171H242ZM249 170H251V169H249ZM264 170V169H263ZM214 171H215V169H214ZM237 171H234V172H237ZM240 171V170H239ZM240 171V172H241ZM251 171H254V170H251ZM76 172V171H75ZM227 172H229V171H227ZM233 172V173H234ZM244 172H243V174H244ZM208 173V172H207ZM230 173H231V171H230ZM239 173V172H238ZM238 173H237V175H238ZM211 174V173H210ZM226 174V173H225ZM229 174V173H228ZM236 174V173H235ZM239 174H241V177L243 178V176H242V173H239ZM247 173H245V175H246ZM256 174V173H255ZM258 174V173H257ZM89 175V174H88ZM212 175V174H211ZM237 175H235V176H237ZM253 175V174H252ZM229 176H231V175H229ZM234 176V175H233ZM248 176H250V178H252L251 177V175H250V173H249V175ZM240 177V178H241ZM245 177H247V175L245 176ZM256 177V176H255ZM235 178V177H234ZM239 178V177H238ZM240 178H239V180H240ZM249 177H247V179H248ZM248 179V180H251V179ZM193 179V178H192ZM253 179H254V181L257 179H255L254 177H253ZM234 180V179H233ZM239 180H237L238 182H239ZM242 180V182H243V179H241ZM264 180V179H263ZM261 181L260 182V184L258 183L257 185L256 184H254V185H256V187H254L253 188V183L252 182H254V181H252V182H250V184L252 183V188H253V190L251 189V191H250V193H251V197H252V199H253V201H254V203H255V209H253V211L251 210V216L253 217V219H255V218H259V220L260 219H262V220H264V181ZM231 181H232V179H231ZM231 181H230V183H231ZM258 181V180H257ZM192 182V181H191ZM237 182V183H238ZM241 182V183H242ZM244 182H246V181H244ZM76 183V182H75ZM240 183V184H241ZM254 183H257V182H254ZM229 184V183H228ZM240 184H238V186L240 185ZM246 186H247V183H246ZM245 186V187H246ZM85 188V187H84ZM244 188V187H243ZM247 188H248V186H247ZM234 189V188H233ZM249 189V190H250ZM239 190V189H238ZM230 191H232L231 189H230ZM235 191V190H234ZM244 192V191H243ZM248 192V191H247ZM240 193V192H239ZM242 193V192H241ZM250 193H249V195H250ZM28 194V193H27ZM248 194V193H247ZM246 194V195H247ZM241 195V194H240ZM237 196H238V194H237ZM239 197V196H238ZM241 197V196H240ZM239 197V198H240ZM249 197V196H248ZM237 198V197H236ZM241 198H243V197H241ZM245 198V197H244ZM250 198V197H249ZM251 199V198H250ZM57 200V199H56ZM236 200V199H235ZM239 200H241V199H239ZM239 200H237V201H239ZM71 201V200H70ZM227 201V200H226ZM233 202H235V201H233ZM242 202V201H241ZM214 203V202H213ZM212 203V204H213ZM216 203V202H215ZM239 203H240V201H239ZM243 203V202H242ZM241 203V204H242ZM64 204V203H63ZM137 204V203H136ZM211 204V205H212ZM227 204H229V203H227ZM232 204V203H231ZM231 204H229V205H231ZM235 204V203H234ZM62 205V204H61ZM73 205V204H72ZM214 205V204H213ZM246 205V204H245ZM252 205H253V203H252ZM60 206V205H59ZM65 206H67V205H65ZM65 206L63 207V208H65ZM231 206H233V205H231ZM236 206H238V205H236ZM240 206V205H239ZM249 206H251L250 204H249ZM8 207V206H7ZM69 207V206H68ZM136 207V206H135ZM243 207H245L244 205H243ZM247 207H248V203H247ZM70 208V207H69ZM71 208H74V207H71ZM76 208V207H75ZM227 208H228V206H227ZM235 208V207H234ZM234 208H233V210H234ZM237 208V207H236ZM246 208V207H245ZM213 209H215L217 212H218V214L221 212V210L223 209V212L225 211L224 210V206H223V208H222V206H219V205H215V206H213ZM226 209V208H225ZM241 209V208H240ZM249 209V208H248ZM64 210H66V208L64 209ZM70 210H72V209H70ZM70 210H68V211H70ZM76 210V209H75ZM75 210H73V211H75ZM78 210V209H77ZM77 210L75 211V214H73L72 213V215H78V213H81V212H77ZM81 210V209H80ZM245 210V209H244ZM244 210H242V211H244ZM3 211V210H2ZM14 211V210H13ZM73 211H70V212H73ZM82 211V210H81ZM235 211V210H234ZM234 211H232V212H234ZM67 212V211H66ZM76 212H77V214H76ZM84 212V211H83ZM86 212V211H85ZM216 212V213H217ZM230 212V211H229ZM69 213V212H68ZM101 213V212H100ZM108 213V212H107ZM127 213V212H126ZM246 213V212H245ZM82 214V213H81ZM87 214H88V212H87ZM86 213L84 214L85 216L87 215ZM89 214H90V212H89ZM88 214V215H89ZM91 214H92V212H91ZM121 214V213H120ZM124 214V213H123ZM214 214V213H213ZM217 214V215H218ZM224 214V213H223ZM97 215V214H96ZM95 215V216H96ZM235 215H237V214H235ZM243 215V214H242ZM248 215V214H247ZM250 215V214H249ZM69 216V215H68ZM78 216H81L80 214L78 215ZM83 216V215H82ZM81 216V217H82ZM90 216V215H89ZM92 216V215H91ZM100 216V215H99ZM128 216H130V215H128ZM241 216V215H240ZM238 217V216H237ZM237 217H235V218H237ZM248 217V216H247ZM1 219L3 218V217H0ZM86 218V217H85ZM89 218H92V217H89ZM88 217H87V219H89ZM97 218H98V216H97ZM104 218V217H103ZM0 219V221H3V222H5L4 220H6V219H2L1 220ZM86 219V220H87ZM98 219H100V218H98ZM106 219V218H105ZM105 219H103V220H105ZM114 219V218H113ZM116 219V218H115ZM230 219V218H229ZM41 220V219H40ZM85 220V219H84ZM92 220V219H91ZM91 220H89V221H87V222H89V224H92L91 222ZM100 220H102V219H100ZM250 220V219H249ZM256 220H258V219H256ZM7 221V220H6ZM9 221V220H8ZM35 221V220H34ZM261 221V220H260ZM31 222V221H30ZM86 222V223H87ZM94 222V221H93ZM100 222H102V221H100ZM99 222V220H98V223L97 222H94L95 223V225L94 224H92V226L94 225V227H97V230L99 229L100 231L99 232H101V235H102V233H103V235L105 236L106 235V233H107V231L106 230H104L103 228V226H99V225H101L102 223H100ZM105 222V221H104ZM256 222V221H255ZM10 223H12V222H10ZM10 223H8L7 225H9ZM16 223H18V222H16ZM20 223V222H19ZM25 223V222H24ZM23 223V224H24ZM27 223V222H26ZM29 223V222H28ZM65 223V222H64ZM67 223V222H66ZM100 223V224H99ZM106 223V222H105ZM69 224V223H68ZM68 224H66V225H68ZM96 224H98L97 226H96ZM17 225V224H16ZM30 225H34V224H32V223H30L29 224V226ZM65 225V226H66ZM70 225V224H69ZM84 225V224H83ZM112 225V224H111ZM119 225V224H118ZM21 225H19V227H20ZM27 226V224L25 225V229L22 231L21 229L22 228H19L20 230H21V232H18V229H16L15 231H17V232H15V231H11V230H8V229H10V228H6V226L4 225V224H0V239L1 240H4V241H6V244L8 243L10 246H12V251H16V253L17 254H15L14 253V255H12V256H15V255H18L20 258L22 257V259H24L25 261V263H27V264H124L123 263V261H121V257H119V256H117V255H114L113 256V254L111 253V252H109L110 254H108L106 251L107 250H103L105 247H102V245L105 243V241L108 239V238H111V237H109L108 235H107V239L105 240V238H104V236L102 235V236H99V238H101V241H104V243L102 244V243H100L99 242V240L97 239H95V238H97V237H93V235L95 234V232H93V235H92V233L90 234V236H92L93 237V239H94V241L96 240V242L98 241L100 244H102L101 246H100V250H101V247L103 248L102 250L105 252V253H107L108 254V256H107V254L105 255H102L104 252L103 251H101V252H103V253H101V254H99V249L98 250H96V248L95 247H97V246H94V248H93V250H94V252L93 251H90V252H87L85 249V247L86 246H88L87 244H86V246H85V244L83 243L82 244V242H83V239L85 238V243H86V240H88L89 242L91 241V239L89 240V239H86V237H84L83 238V236H85L84 234H83V236L82 237H80V236H78V235H81L79 232L81 231H79V229L81 228L82 230H83V226L81 225L80 227H79V229H78V232L77 233H79V234H76V235H74V234H71L72 236H70V234L69 235H65L64 237V239H60L61 241L59 242V238L58 237H54L53 239H55L56 238V240H58V242H55V241H53V239H50L49 237H51V236H47V233L45 234V231L44 230H46V229H48V228H41V229H39V226L37 225H35V226H33L35 229H33L32 227L31 228H27L26 227ZM40 226H42V225H40ZM71 226V225H70ZM70 226H69V228H70ZM73 226V225H72ZM77 226V225H76ZM88 226V225H87ZM86 225L84 226V228L86 227V228H88L87 230H89V228H91V225H90V227L88 226L87 227ZM99 226V227H98ZM78 227H76V228H78ZM94 227H92V228H94ZM101 227H103L102 229H101ZM14 228H15V226H14ZM52 228V227H51ZM75 228V227H74ZM74 229V230H77V229ZM108 228V227H107ZM252 228V227H251ZM54 229V228H53ZM13 230V229H12ZM19 230V231H20ZM50 230V229H49ZM71 230V229H70ZM94 230H96V228L94 229ZM93 230V231H94ZM101 230H103V231H101ZM249 231H250V229H248ZM48 231V230H47ZM91 231H92V229H91ZM58 232V231H57ZM82 232V231H81ZM84 232H88V231H84L83 230V233ZM89 232H90V230H89ZM97 232V231H96ZM252 232V236H253V238L256 240V241H258V242H261L264 238H263V236L262 235H260V234H258L257 232H259V231H257V230H253V231H251ZM66 233V232H65ZM60 234V233H59ZM58 234V235H59ZM63 234V233H62ZM61 234V235H62ZM86 234V233H85ZM88 234V233H87ZM100 234V233H99ZM108 234V233H107ZM113 234V233H112ZM183 234V233H182ZM215 234V233H214ZM60 235V237H63V236H61ZM95 235H97V233L95 234ZM176 235V234H175ZM245 235V234H244ZM87 236V238H88V236H89V234L88 235H86ZM89 236V237H90ZM113 236V235H112ZM179 236V235H178ZM121 237V236H120ZM180 237V236H179ZM178 237V238H179ZM52 238V237H51ZM58 238V239H57ZM104 238V239H103ZM180 238H182V237H180ZM103 239V240H102ZM114 239V238H113ZM120 240V239H119ZM118 240V241H119ZM179 240V239H178ZM239 240V239H238ZM93 240H92V242H94ZM111 241V240H110ZM134 241V240H133ZM176 241V240H175ZM92 242H90L89 244H90V247H91V244H92ZM97 242V243H98ZM99 243L97 244V245H99ZM178 243V242H177ZM188 243V242H187ZM217 243V242H216ZM216 243H215V241H214V239L212 238V242H211V244H210V246H209V252H208V256L207 257H205L204 259L202 258H198V256H197V258L196 259H198V260H202V263L203 264H213L212 263V261H218L217 260V254L215 255L214 254V250H216L217 248H216ZM3 244V243H2ZM7 244V245H8ZM94 244H95V242H94ZM93 244V245H94ZM106 244H107V242H106ZM123 244V243H122ZM189 244V243H188ZM191 244V243H190ZM239 244H241V243H239ZM1 245V244H0ZM96 245V244H95ZM111 245V244H110ZM120 245V244H119ZM225 245L226 246H229L230 247V251L232 252V253H234V254H236V255H234L233 254V256H235L234 258H236V257H239V256H243L244 255V253L242 252V250H241V248H240V246L238 245V242L237 241H234V240H231V241H226L225 242ZM263 245V244H262ZM106 246V245H105ZM107 246H109V244L107 245ZM106 246V248H108ZM183 246H184V244H183ZM208 246V245H207ZM3 246H0V251H1V249L3 250L4 248H2ZM187 248H188V245L186 246ZM225 247V246H224ZM8 248H9V246H8ZM7 248V246H6V249H8ZM89 247H87V249H88ZM98 248V247H97ZM90 249H92V247L90 248ZM138 249V248H137ZM140 249V248H139ZM149 249V248H148ZM195 249V248H194ZM194 249H191L192 251L194 250ZM5 250V249H4ZM141 250H143V249H141ZM186 250V249H185ZM188 250V249H187ZM198 251H200L199 250V248L197 249ZM109 251H111V249H109ZM195 251V250H194ZM193 251V252H194ZM197 251V253H200V252H198ZM217 251V250H216ZM2 252V251H1ZM3 252H5V251H3ZM2 252V253H3ZM113 252V251H112ZM1 253V254H2ZM7 253V252H6ZM147 253V252H146ZM146 253H145V258H142L143 260H145L146 259ZM148 253H150V252H148ZM191 253V252H190ZM231 253V254H232ZM4 254V253H3ZM132 255H130L129 256V258H130V263L131 264H139L140 262H139V259L141 258V252H140V250L139 251H136V252H133V253H131ZM196 254V253H195ZM11 255V254H10ZM121 255V254H120ZM228 255H230V254H228ZM238 255V256H237ZM2 256V255H1ZM5 256V255H4ZM150 256V255H149ZM244 256H246V255H244ZM10 258H11V256H9ZM15 257H17V256H15ZM18 257V260L20 259ZM143 257H144V253H143ZM159 257V256H158ZM163 257V256H162ZM189 257V256H188ZM201 257V256H200ZM204 257V256H203ZM251 257V256H250ZM7 258H8V255H7ZM7 258L5 259L7 262H9L8 260H7ZM13 258L14 257H12V260H11V262H14L13 264H15V262L16 261H18L17 259L15 260V261H13ZM148 258V257H147ZM153 258V257H152ZM248 258V257H247ZM246 258V259H247ZM15 259V258H14ZM149 259L150 258H148V261H149ZM173 259V258H172ZM242 259V258H241ZM1 261H2V258L0 259ZM4 260V259H3ZM157 260V259H156ZM160 260V259H159ZM185 260V259H184ZM193 260V259H192ZM129 261V260H128ZM147 261V259L144 261V262H146ZM161 261V260H160ZM173 261H175V257H174V259H173ZM5 262V261H4ZM23 262V261H22ZM162 262V261H161ZM172 262V261H171ZM176 262V261H175ZM199 262V261H198ZM18 263H19V261H18ZM143 263V262H142ZM141 263V264H142ZM148 263V262H147ZM147 263H145V264H147ZM177 263V262H176ZM182 263V262H181ZM201 263V264H202ZM3 264V263H2ZM7 264V263H6ZM12 264V263H11ZM22 264V263H21ZM126 264H128V262L126 261ZM144 264V263H143ZM162 264V263H161ZM164 264V263H163ZM174 264V263H173ZM180 264V263H179Z\"/></svg>",
  "mask_w": 264,
  "mask_h": 264
}]
</instances>
